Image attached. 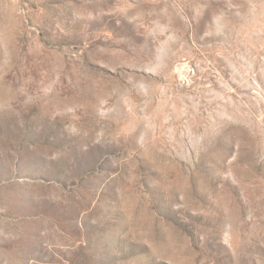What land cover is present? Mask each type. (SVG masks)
<instances>
[{
	"label": "rangeland",
	"instance_id": "obj_1",
	"mask_svg": "<svg viewBox=\"0 0 264 264\" xmlns=\"http://www.w3.org/2000/svg\"><path fill=\"white\" fill-rule=\"evenodd\" d=\"M0 264H264V0H0Z\"/></svg>",
	"mask_w": 264,
	"mask_h": 264
}]
</instances>
